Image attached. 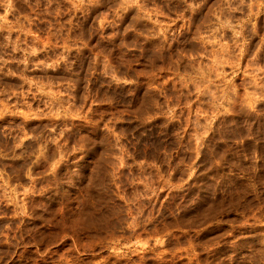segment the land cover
Masks as SVG:
<instances>
[{
	"label": "rangeland",
	"instance_id": "374dc122",
	"mask_svg": "<svg viewBox=\"0 0 264 264\" xmlns=\"http://www.w3.org/2000/svg\"><path fill=\"white\" fill-rule=\"evenodd\" d=\"M0 264H264V0H0Z\"/></svg>",
	"mask_w": 264,
	"mask_h": 264
}]
</instances>
